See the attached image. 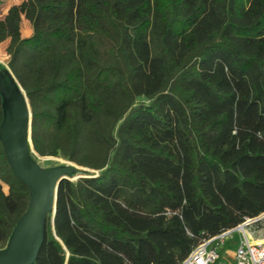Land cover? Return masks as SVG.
Listing matches in <instances>:
<instances>
[{"label":"trees","instance_id":"trees-1","mask_svg":"<svg viewBox=\"0 0 264 264\" xmlns=\"http://www.w3.org/2000/svg\"><path fill=\"white\" fill-rule=\"evenodd\" d=\"M30 2L0 45L34 150L98 171L61 182L34 264H180L264 211V0ZM28 203L0 141V249Z\"/></svg>","mask_w":264,"mask_h":264},{"label":"water","instance_id":"water-1","mask_svg":"<svg viewBox=\"0 0 264 264\" xmlns=\"http://www.w3.org/2000/svg\"><path fill=\"white\" fill-rule=\"evenodd\" d=\"M0 69V94L3 119L0 141L14 176L29 189V203L5 248L0 249V264H34L45 241L48 216L54 221L58 189L63 180H75L83 166L43 167L33 157V113L29 98L10 68ZM78 174V175H77Z\"/></svg>","mask_w":264,"mask_h":264},{"label":"built area","instance_id":"built-area-1","mask_svg":"<svg viewBox=\"0 0 264 264\" xmlns=\"http://www.w3.org/2000/svg\"><path fill=\"white\" fill-rule=\"evenodd\" d=\"M264 231V211L222 233L203 239L180 264H264V236L259 242H252L249 233ZM239 232L241 237L235 250L233 263L221 261L220 249L226 241Z\"/></svg>","mask_w":264,"mask_h":264},{"label":"rangeland","instance_id":"rangeland-1","mask_svg":"<svg viewBox=\"0 0 264 264\" xmlns=\"http://www.w3.org/2000/svg\"><path fill=\"white\" fill-rule=\"evenodd\" d=\"M10 5H19L24 19V22L21 25V30L23 35H27V29L26 25H29L28 20L26 19V13L32 8L30 0H4V3L0 6V17L4 15L6 12V9ZM9 44V39L7 38L5 42H3L0 45V69L3 71L8 69V60H9V55L7 53V46ZM33 157L39 162V164L43 167H54V166H61V165H66L68 163H74L72 161L67 160L64 157H55V156H48L50 158H43L47 156H40L37 153L33 152ZM76 164V163H74ZM84 171L81 172V175L83 176H91V175H97L98 171H95L93 169L83 167ZM78 175V174H77ZM76 180V179H75ZM5 191L7 192V188H5Z\"/></svg>","mask_w":264,"mask_h":264},{"label":"crops","instance_id":"crops-1","mask_svg":"<svg viewBox=\"0 0 264 264\" xmlns=\"http://www.w3.org/2000/svg\"><path fill=\"white\" fill-rule=\"evenodd\" d=\"M12 5L8 6L6 9V12L4 13V15L8 12V9L11 7ZM24 17L22 19V23L24 22ZM27 19V18H26ZM28 20V19H27ZM29 25H26V29H27V35H22L24 37H29L32 35L33 33V29H32V25L31 22L28 20ZM22 25V24H21ZM22 32V30H21ZM264 236V231H258V232H254V233H249V237L251 239L252 242H259L262 240ZM241 237V234L239 232H235L234 235L232 237H230L225 245L220 249L221 251V261H227L229 263H233L235 260V250L239 244V239ZM216 264H220V263H216Z\"/></svg>","mask_w":264,"mask_h":264},{"label":"bare ground","instance_id":"bare-ground-1","mask_svg":"<svg viewBox=\"0 0 264 264\" xmlns=\"http://www.w3.org/2000/svg\"><path fill=\"white\" fill-rule=\"evenodd\" d=\"M48 157V156H47Z\"/></svg>","mask_w":264,"mask_h":264}]
</instances>
